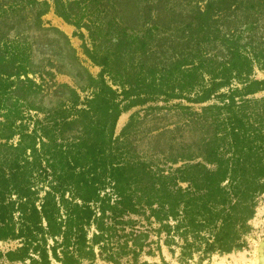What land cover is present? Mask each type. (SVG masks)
Segmentation results:
<instances>
[{"label": "trees", "instance_id": "obj_1", "mask_svg": "<svg viewBox=\"0 0 264 264\" xmlns=\"http://www.w3.org/2000/svg\"><path fill=\"white\" fill-rule=\"evenodd\" d=\"M53 2L96 39L98 24L91 29ZM19 8L0 6V14L7 21ZM17 38L0 46V264H138L162 259L161 246L184 263L243 247L264 194V78H250L255 56L230 53L220 65L198 49L185 53L178 97L198 112L178 106L187 116L180 140L165 131L167 150L146 159L129 138L133 116L114 136L120 113L140 101L119 99L125 90L104 81L120 83L108 55L96 44L85 49L100 67L87 77L89 94L56 85L61 99L43 108L37 95L53 74L29 66L30 46Z\"/></svg>", "mask_w": 264, "mask_h": 264}, {"label": "rangeland", "instance_id": "obj_2", "mask_svg": "<svg viewBox=\"0 0 264 264\" xmlns=\"http://www.w3.org/2000/svg\"><path fill=\"white\" fill-rule=\"evenodd\" d=\"M62 1L80 23L91 29L94 24L99 25L95 40L89 38L86 29L76 28L59 17L53 0H0L3 8L10 3L20 6L17 15L7 21L0 14V46L5 38L17 36L30 46L29 66L53 74L54 85L48 79V88L37 95L38 104L50 108L61 99L56 85L74 89L80 99L89 94L87 77L96 78L100 67L86 57L84 50L91 51L96 44L99 53L108 55L107 68L117 74L115 79L123 88L104 74L107 85L117 94L125 90L119 99L140 101L123 110L114 127L117 136L133 116L129 138L138 156L147 159L154 148L167 150L169 140L165 131L170 130L180 140L187 116L178 106H190L198 112L200 105L178 97L185 96L178 88L185 53L198 49L220 65L228 62L230 53H250L256 58L250 78H264V71L259 69L264 66V0ZM37 12L41 13L39 23H34ZM231 84L237 83L233 80ZM248 226L243 247L227 254H213L202 260L193 256L183 263L178 260L177 250L171 255L161 246L162 259L156 254L141 256L138 264H264V194L258 198ZM95 264L104 263L97 259Z\"/></svg>", "mask_w": 264, "mask_h": 264}, {"label": "water", "instance_id": "obj_3", "mask_svg": "<svg viewBox=\"0 0 264 264\" xmlns=\"http://www.w3.org/2000/svg\"><path fill=\"white\" fill-rule=\"evenodd\" d=\"M258 257H259V259L262 261V256H261V254H260V253H259Z\"/></svg>", "mask_w": 264, "mask_h": 264}]
</instances>
